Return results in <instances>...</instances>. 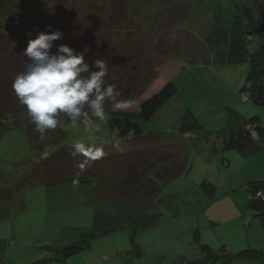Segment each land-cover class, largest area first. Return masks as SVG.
<instances>
[{"label": "rangeland", "instance_id": "obj_1", "mask_svg": "<svg viewBox=\"0 0 264 264\" xmlns=\"http://www.w3.org/2000/svg\"><path fill=\"white\" fill-rule=\"evenodd\" d=\"M171 1L168 8L173 10ZM179 1L191 8L187 12L179 11L180 15L184 13V19L190 17L186 25L171 18L174 15L168 16L167 20L171 21L164 25L158 20L163 12L162 3H166L162 0H131L127 13L136 16L142 24L151 23L147 33L161 31L162 34L165 32L164 36L170 35V45L178 49L190 46L185 33H181L189 28H195L202 39L201 30L197 28L199 25L209 27L213 11L224 16L225 23L231 24L244 22L243 11L251 8L256 16V27L262 22L260 7L264 0ZM43 4V0H0V20L15 17L23 24L40 16L54 19L48 12L39 13L38 8ZM249 37V49L261 51L264 32L250 33ZM173 48H166V53L172 54L151 59L157 78L139 100L132 101L126 110L113 108V114L135 118L140 103L156 95L167 83H173L178 89L177 95L150 122L139 121L145 134L182 141L191 161L188 174L169 185L160 184L158 207L152 213L158 215L157 222L136 231L131 225L117 227L110 234L95 236L89 249L62 260L57 258L56 251L85 239L84 235L92 230L100 183L39 185L16 193L8 205L11 216L0 218L3 255L0 264H193L195 261V264H208L214 256L209 252L206 254L208 259L202 261L201 247L205 242L215 251L222 247L227 254H234L248 244L246 230L251 224L247 226L246 223L262 224L256 213L249 209L248 184L264 180V141L258 142L259 150L246 159L237 151H223L216 133L234 124H245L254 117L264 125V104H256V98L251 100L249 92L242 93L250 64L229 66L225 63L226 46L215 53L205 50L201 43L193 51L182 54ZM203 51L205 57L201 55ZM191 112L202 125L203 132L187 127V120L193 121ZM108 118L109 115L104 121H97L91 131L82 124L58 125L67 132V138L57 146L45 138L43 151L33 148L23 131L8 129L0 136V188L16 189L19 181L34 167L60 149L73 148V143L78 140L98 148L119 145L131 150L130 139L122 141L110 136ZM181 129H186V134H181ZM205 133H210L209 138ZM204 181L215 187L213 194L203 188ZM111 203H100V206L112 214L126 209L124 206L116 209Z\"/></svg>", "mask_w": 264, "mask_h": 264}, {"label": "trees", "instance_id": "obj_2", "mask_svg": "<svg viewBox=\"0 0 264 264\" xmlns=\"http://www.w3.org/2000/svg\"><path fill=\"white\" fill-rule=\"evenodd\" d=\"M43 1V6L38 8L39 13L48 12L54 19L40 16L29 19L23 24H20L15 17L0 20V136L8 129L21 130L28 143L41 151L46 147L45 138H49L51 145L57 146L67 138V132L57 126L56 129H49L42 139L41 134L35 130V125L31 123L25 107L19 103L13 91L12 83L16 74L25 70L27 58L22 57V54L28 46L29 39L35 38L39 32L46 31L49 25L52 26V31L63 32L64 39L54 43L66 44L77 52L88 49L85 59L89 63H94L96 59H105L106 84L115 85L116 90L121 93L120 99L131 102L139 100L144 90L157 78L154 75L156 72L154 60L151 59L156 56L170 55L172 52L166 53L167 49L173 48L169 43L170 35L164 36L165 32L162 34L161 31L160 33H147L151 23L142 24L136 16L127 13L131 0ZM162 1L166 3H162L163 12H160L162 14H159L158 20L163 22V25L171 21L167 20V17L172 15L174 17L171 18H176L178 23L186 25L190 22V17L184 19V13L179 14L180 10L187 12L191 9L189 4L182 3V0V2L172 0L174 8L171 10L170 7L168 8L170 0ZM48 5L50 7H47ZM104 5L107 7L104 8ZM51 7L52 10H50ZM243 15L244 22L228 24L223 20L224 16L213 11L209 27L204 26L203 28L199 25L197 28L201 30V40L195 28H189L181 33H185L190 46L173 49H178V54L187 53L191 52L189 50L193 51L198 43H201L205 50L215 53L226 46L227 61L225 63L229 66L250 64V71L242 93L248 94L249 92L251 100L256 98L255 103L260 105L264 104V52H261L264 50V44L261 46V51L249 49L247 43L250 41V33L256 34L260 31L259 27H256V16L251 8L245 9ZM260 16L262 18L261 7ZM29 33L32 34L31 37ZM201 55L205 57L204 51ZM177 90L173 83H167L156 95L140 103L135 118L125 114H113L112 104H106L110 136L122 139V141L130 139L133 148L125 150L119 145L105 146L101 148L103 154L97 159L74 154V148L60 149L38 167H34L27 177L19 181L16 189L0 188L1 220L11 216L8 205L16 193L25 189L39 185L56 187L74 182L82 184L98 182L100 184L97 200L100 203L112 202L111 205L114 204V208L120 209L124 206L126 209L112 214L105 211L97 201L91 232L84 235L85 239L66 248L58 249L55 253L57 258L67 260L89 249L95 236L110 234L117 227L131 225L136 231V229L153 226L158 220V215H152V213L158 207L160 184L169 185L188 174L191 170V161L186 153L187 146L182 141L152 133L145 134L139 121L150 122L157 112L177 95ZM191 113L193 121L188 119L187 127H192L194 130L197 128V131L203 132L202 125L194 113ZM63 123L70 122L65 119L58 125ZM130 128L136 130L132 137L127 134ZM114 129H119L118 135L114 133ZM181 132V134H186V129H181ZM253 133H256L257 137ZM205 134L206 138H209L210 133ZM216 137L223 151H237L247 159L259 150L258 142L264 141V125L260 124L257 117H254L245 124L229 126L222 132L216 133ZM134 140L136 143L133 142ZM81 165L83 168L80 167ZM202 186L210 194L216 190L207 181H204ZM259 192H264V180L248 184L249 209L256 213L255 216L264 226V201L257 197ZM4 193L6 196L3 195ZM201 249L204 259L202 261L208 259L206 254L209 252L214 256L213 260L207 261L208 264L261 260V254L254 250L232 255L224 252V249L214 252L210 246L202 245ZM195 263L196 261L193 264Z\"/></svg>", "mask_w": 264, "mask_h": 264}, {"label": "clouds", "instance_id": "obj_3", "mask_svg": "<svg viewBox=\"0 0 264 264\" xmlns=\"http://www.w3.org/2000/svg\"><path fill=\"white\" fill-rule=\"evenodd\" d=\"M63 39V32L52 31L51 25L29 39L22 54L27 58L25 70L16 74L12 83L19 103L25 107L42 139L49 129H56L65 119L74 126L82 124L91 131L97 121L105 120L106 104L126 110L132 103L120 99L121 93L115 85L106 84L105 59L89 63L85 59L88 49L77 52L66 44L54 43ZM93 68L96 70H91ZM113 131L119 134V129ZM135 131L134 128L128 129V136L132 137ZM72 147L74 154L91 159L103 154L101 148L80 140L75 141Z\"/></svg>", "mask_w": 264, "mask_h": 264}, {"label": "crops", "instance_id": "obj_4", "mask_svg": "<svg viewBox=\"0 0 264 264\" xmlns=\"http://www.w3.org/2000/svg\"><path fill=\"white\" fill-rule=\"evenodd\" d=\"M250 224L251 225H250L249 229L246 230V234H247V237H248V244L246 246H244L243 248H241L239 251L234 252V254H232V255H235V254H238L240 252L247 251V250H254V251H256V252L261 254L260 258H261L262 261L260 259L257 260V261L256 260L255 261L238 260V261L232 262L231 264H264V226H263V224H261V226H262L261 227L256 222H251ZM251 236H252V239H251ZM207 244L208 243L205 242V244H203V246H210V245H207ZM223 247L226 248L225 245H223ZM221 248L218 251L213 250V248H212V250L214 252H219V251H221ZM224 252L227 253V251H224ZM2 257H3V255H2L1 248H0V259ZM217 264H222V263H217Z\"/></svg>", "mask_w": 264, "mask_h": 264}, {"label": "water", "instance_id": "obj_5", "mask_svg": "<svg viewBox=\"0 0 264 264\" xmlns=\"http://www.w3.org/2000/svg\"><path fill=\"white\" fill-rule=\"evenodd\" d=\"M261 12H262V23L259 26L258 30L260 32H264V5L261 6Z\"/></svg>", "mask_w": 264, "mask_h": 264}, {"label": "built area", "instance_id": "obj_6", "mask_svg": "<svg viewBox=\"0 0 264 264\" xmlns=\"http://www.w3.org/2000/svg\"><path fill=\"white\" fill-rule=\"evenodd\" d=\"M246 98V97H245ZM253 135L255 136V137H257V134L256 133H253ZM257 197L259 198V199H262L263 201H264V194L263 193H258V195H257ZM248 224H250V222H247L246 223V225L248 226Z\"/></svg>", "mask_w": 264, "mask_h": 264}]
</instances>
